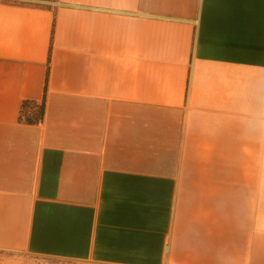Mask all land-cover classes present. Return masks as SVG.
I'll return each mask as SVG.
<instances>
[{"label": "crops", "instance_id": "0c3cea01", "mask_svg": "<svg viewBox=\"0 0 264 264\" xmlns=\"http://www.w3.org/2000/svg\"><path fill=\"white\" fill-rule=\"evenodd\" d=\"M262 206L264 0H0V251L264 264Z\"/></svg>", "mask_w": 264, "mask_h": 264}, {"label": "rangeland", "instance_id": "374dc122", "mask_svg": "<svg viewBox=\"0 0 264 264\" xmlns=\"http://www.w3.org/2000/svg\"><path fill=\"white\" fill-rule=\"evenodd\" d=\"M264 215V206H262ZM232 223L236 222L231 220ZM231 223V224H232ZM232 227V226H231ZM0 264H94L89 262H70L50 258H36L24 253L0 251Z\"/></svg>", "mask_w": 264, "mask_h": 264}, {"label": "trees", "instance_id": "16d2710c", "mask_svg": "<svg viewBox=\"0 0 264 264\" xmlns=\"http://www.w3.org/2000/svg\"><path fill=\"white\" fill-rule=\"evenodd\" d=\"M44 116V102L40 105L25 102L21 106L20 120L27 125H36L42 121Z\"/></svg>", "mask_w": 264, "mask_h": 264}]
</instances>
